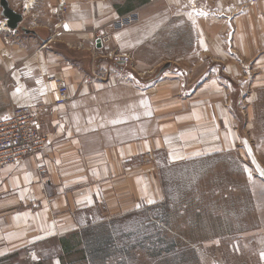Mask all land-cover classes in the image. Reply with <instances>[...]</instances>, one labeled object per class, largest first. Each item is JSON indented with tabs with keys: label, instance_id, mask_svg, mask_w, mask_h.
I'll list each match as a JSON object with an SVG mask.
<instances>
[{
	"label": "crops",
	"instance_id": "1",
	"mask_svg": "<svg viewBox=\"0 0 264 264\" xmlns=\"http://www.w3.org/2000/svg\"><path fill=\"white\" fill-rule=\"evenodd\" d=\"M63 1L8 0L23 19L0 28V120L29 106L47 138L0 170V264L43 261L52 242L160 205L163 168L224 155L261 183L260 221L219 224L201 249L264 264V0Z\"/></svg>",
	"mask_w": 264,
	"mask_h": 264
},
{
	"label": "rangeland",
	"instance_id": "2",
	"mask_svg": "<svg viewBox=\"0 0 264 264\" xmlns=\"http://www.w3.org/2000/svg\"><path fill=\"white\" fill-rule=\"evenodd\" d=\"M124 20L118 24L132 21ZM255 109L263 132L264 106ZM160 174L164 203L94 225L83 240L72 235L68 252L52 242L44 252L48 259L33 264H212L210 257L235 264L234 250L201 249V242L225 222L232 230L256 226L260 210L254 199L261 183H249L237 159L226 155L166 167Z\"/></svg>",
	"mask_w": 264,
	"mask_h": 264
},
{
	"label": "built area",
	"instance_id": "3",
	"mask_svg": "<svg viewBox=\"0 0 264 264\" xmlns=\"http://www.w3.org/2000/svg\"><path fill=\"white\" fill-rule=\"evenodd\" d=\"M247 1L248 4H252L261 0ZM65 10L66 7L63 6L62 13ZM120 20L121 23L125 22L124 19ZM0 28L7 29L5 22L2 25L0 23ZM108 41V35L98 37L100 46ZM44 46L45 44L42 45V47ZM113 59L119 64H125L128 62V55H114ZM50 93L56 99L62 100L67 95V87L64 84L57 83ZM33 114V110L29 106H15L11 108L8 117L0 120V170L16 165L24 158L35 156L45 149L46 135L39 130Z\"/></svg>",
	"mask_w": 264,
	"mask_h": 264
},
{
	"label": "water",
	"instance_id": "4",
	"mask_svg": "<svg viewBox=\"0 0 264 264\" xmlns=\"http://www.w3.org/2000/svg\"><path fill=\"white\" fill-rule=\"evenodd\" d=\"M0 15L9 29H16L23 19L22 13L12 9L8 0H0Z\"/></svg>",
	"mask_w": 264,
	"mask_h": 264
},
{
	"label": "trees",
	"instance_id": "5",
	"mask_svg": "<svg viewBox=\"0 0 264 264\" xmlns=\"http://www.w3.org/2000/svg\"><path fill=\"white\" fill-rule=\"evenodd\" d=\"M91 230L89 228H86V229H83L81 231V233H79L80 235H82V237H80L82 240H83V234H87L89 233ZM77 235V234H76ZM69 243V240H62V250L65 251V252H68L71 250V247L69 246L68 247V244ZM64 246V247H63ZM91 253V252H90Z\"/></svg>",
	"mask_w": 264,
	"mask_h": 264
},
{
	"label": "snow or ice",
	"instance_id": "6",
	"mask_svg": "<svg viewBox=\"0 0 264 264\" xmlns=\"http://www.w3.org/2000/svg\"><path fill=\"white\" fill-rule=\"evenodd\" d=\"M67 27V26H66ZM262 256H264V254H262Z\"/></svg>",
	"mask_w": 264,
	"mask_h": 264
},
{
	"label": "bare ground",
	"instance_id": "7",
	"mask_svg": "<svg viewBox=\"0 0 264 264\" xmlns=\"http://www.w3.org/2000/svg\"><path fill=\"white\" fill-rule=\"evenodd\" d=\"M6 28H7V26H6ZM8 29V28H7Z\"/></svg>",
	"mask_w": 264,
	"mask_h": 264
}]
</instances>
